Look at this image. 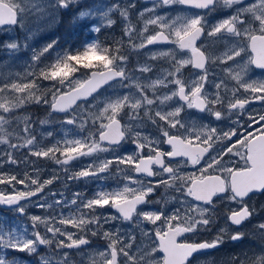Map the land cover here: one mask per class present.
<instances>
[{
    "label": "snow or ice",
    "instance_id": "obj_1",
    "mask_svg": "<svg viewBox=\"0 0 264 264\" xmlns=\"http://www.w3.org/2000/svg\"><path fill=\"white\" fill-rule=\"evenodd\" d=\"M79 3L0 0V33L19 30L27 37L0 42V48L27 49L34 17L55 20L60 11H71ZM135 6L136 0H123V6L117 0L107 10L99 6L79 10L75 18L99 14L102 26L110 28L115 21L109 13L117 11L130 25ZM177 8L187 14L173 19L161 11ZM217 14L219 18L210 22ZM138 16L144 20L142 33L149 25L158 30L132 43L133 36L142 33L126 27L130 47L125 51L122 40H116L115 47L89 42L76 51L57 52L54 64L26 74L33 77L28 83L0 85V206L20 215L27 214L29 205L47 212L29 215L31 231L0 221V264H31L16 253L35 256L39 264H77L76 256L81 257L79 264H202L200 256L223 245L225 238L242 240L247 233L240 226L264 214V203H255L257 197H264V112L249 108L257 101L264 105V79L247 78L253 67L264 71V0H151ZM92 30L99 33L101 25H93ZM201 37L210 44L223 43L226 51L214 55ZM57 44L53 40L38 51L33 49L35 63L30 67ZM164 44L175 47L149 50L146 59L139 60L140 50ZM133 55L137 61L130 66ZM94 58L98 62L93 63ZM163 58L167 67L154 65ZM221 65H227L222 71L234 81L231 88L214 70ZM189 69L193 70L190 79L185 75ZM81 70L82 78L69 79ZM38 80L53 83L37 95ZM26 102L46 105L49 116L63 114L58 123L62 130L72 126L71 137L65 131L62 139L45 145L43 141L53 138L54 132L40 133L33 127L37 121L17 114ZM189 109L229 124L218 129L190 123L182 115ZM49 123L39 120L41 125ZM148 126L152 132L145 131ZM129 142L133 150L119 152ZM103 153H111V158L100 160ZM85 157L97 159L71 169L73 161ZM40 159L60 166L65 190L69 181L120 175L125 183L91 197L83 192H73L70 198L64 191L45 192L61 177L54 171L42 180L41 169L35 167ZM5 165L23 170L9 171ZM189 166L195 170L188 171ZM160 188L164 191L153 199ZM141 205L156 207L138 211ZM104 209H114L115 214ZM221 215L225 223L215 235L201 238L212 232ZM253 227L264 238V219ZM97 236L106 246L88 251L90 238ZM41 246L47 249L43 254ZM228 264H264V247L251 256L231 257Z\"/></svg>",
    "mask_w": 264,
    "mask_h": 264
},
{
    "label": "flooded vegetation",
    "instance_id": "obj_2",
    "mask_svg": "<svg viewBox=\"0 0 264 264\" xmlns=\"http://www.w3.org/2000/svg\"><path fill=\"white\" fill-rule=\"evenodd\" d=\"M117 3V0H80V3L76 5L71 11L69 10H62L57 14V19H56V24H55V36L57 38L58 42H65L69 41L72 42L73 46L75 49L73 51H76L78 49H82L84 45H86L89 42L93 41H98L104 46H113L115 47V41L116 40H122V43L124 47L121 49V51H125L130 47L129 41L127 37L124 36V29L128 26H130L135 32L142 33V29L144 26V20L141 19L138 16V12L141 9H144L151 4V0H136V6L131 10L129 20H130V25L125 24L123 18L120 16L119 12L117 11H112L109 13V16L111 19L115 21V23L109 28V27H103L104 21L102 20L101 16L97 14L95 17H86L84 19H76V14L79 10L85 9V8H91L95 6H99L102 10H107L106 6L114 5ZM121 6H123V0H121ZM162 12H166L167 15L171 18H175L177 15H185L187 13L182 12L179 8L177 9H163L161 10ZM219 15L217 14L216 17H210V22L213 21L216 18H219ZM147 16V14H146ZM93 25H101V31L99 33H96L95 31L92 30ZM154 30H158L155 25H149L148 26V32L142 33V35H134L132 43H139L141 39L144 36L150 35L154 32ZM25 33L22 32L18 34L19 39L23 40L25 37ZM201 41L204 42V47L209 48L211 52L214 53L216 56H221L225 51V45L223 43H215V44H210L208 40L205 39V37H201ZM201 41H198L197 44L198 46L201 44ZM174 45L171 44H164V45H149L146 49L140 50V55H139V60L143 62L146 57L144 53H147L149 50L151 51H157V50H162V49H171L174 48ZM137 57L135 55L130 57L129 64L130 66H133L136 64ZM93 63L98 62L96 58L92 60ZM154 65L160 66V67H167L168 62L166 58L163 59H158L157 61L153 62ZM231 64V62H229ZM224 67H227V65H221L214 70L218 74L219 78H223L227 81L229 88H231L234 85V81L230 80L227 76L226 73H223L222 69ZM192 71L191 69L186 70L185 75L187 78H192ZM82 72H76L73 73L71 76L76 77L80 76L82 77ZM147 75L152 76L153 78L156 77L155 73H149ZM249 79H264V71H261L259 69H256L253 67L252 71L248 74ZM103 91V89L101 90ZM122 93L124 91H127V89H121L120 90ZM160 91H166L161 89ZM111 90H109L110 94ZM243 95V93L241 92ZM171 106V105H169ZM219 107V106H218ZM249 108L254 110L255 112H264V105H262L260 102H253L251 105H249ZM58 118L56 120H60L59 118H63V114L56 113ZM190 123L196 124V125H208L211 127H217L219 128H226L229 124L228 121L225 122H220V121H215L213 117L208 116L207 113H199L198 110L196 109H189L185 113H182ZM145 131L152 132L153 130L151 129L150 126H148ZM163 150L168 151L170 150V147L167 145H162L161 146ZM133 150L132 144L125 143L123 144L119 152L121 153H126V152H131ZM111 153H103L100 155L101 160L105 158H111ZM82 159V158H81ZM76 161H73L74 163ZM115 168V166H114ZM113 168V170H114ZM195 169L191 168V166L188 167V171H194ZM96 179H89V182L86 183V185H82L83 190L85 191L84 193L88 196L91 197L93 196L96 192L99 190H113L116 189L117 187H122L123 184L125 183L123 176H112L107 179H101V182L98 183L95 181ZM163 188H160L157 190L156 194L152 197L153 199L158 198L160 194L163 192ZM34 199V198H33ZM255 203L257 206L261 203H264V197H257L255 200ZM155 205H141L138 208V211L143 209V210H152L155 208ZM220 209H223L224 205H218ZM2 209H8L9 211H14L11 207L10 208H2ZM86 211V210H85ZM104 212L107 213H113L115 214L114 209H104ZM15 212V211H14ZM20 215V214H18ZM23 216V215H20ZM264 219V214L261 216L255 217L250 223H246L242 226H240L239 230L245 231L247 234L245 237L240 240V241H231L225 238V243L221 245L220 247L216 249H211L208 250L204 255L200 256V261L203 262L205 258L208 257H214L216 258L217 255L220 254H233L237 253L238 250L247 243V237L249 236V240L251 235H257L254 229V225L257 223L256 221ZM225 223V219L223 215H221L217 221V224L215 227H213L211 233H206L204 234L203 237L205 239H210L213 235H215L217 229L221 227ZM105 227H108L107 225ZM125 228H131V225L125 224L123 225ZM147 227H151L148 225ZM230 228L234 231L236 230V226H231ZM252 233V234H250ZM101 241L106 244V241H104L102 238H100ZM93 240H91L92 244ZM195 264V261H194Z\"/></svg>",
    "mask_w": 264,
    "mask_h": 264
},
{
    "label": "rangeland",
    "instance_id": "obj_3",
    "mask_svg": "<svg viewBox=\"0 0 264 264\" xmlns=\"http://www.w3.org/2000/svg\"><path fill=\"white\" fill-rule=\"evenodd\" d=\"M40 0H37V3H39ZM55 24L56 19L51 20L49 18H43V17H34L32 21H30L29 27L31 30H33V34L31 35V38L28 40L29 47L27 49H23L19 52H15L12 50H6L3 48H0V85H2L5 82H16V83H28L30 80L33 79V77L27 76L26 74L29 71H36L39 72L40 69L46 68V66L54 64L56 53L57 52H67V51H73L74 46L72 42L65 41V42H58L55 49H53L52 52L46 54L44 57H42L41 61L33 68L30 67L35 62L32 61V50H39L41 49L45 44L56 40L57 38L55 36ZM22 33V31L16 30L12 32H3L0 33V42L4 41H10L14 38H19L18 34ZM75 78H82L80 76L72 77L70 76L69 79H75ZM38 84H40V90L36 92L37 95L41 94L44 90H46L53 82L52 81H44V80H38ZM6 95H20L23 96L24 93H6ZM48 107L43 104H35V103H25L24 107L20 110H18V115H29L33 120L37 121L33 125V127L40 133L46 132V131H53L54 137L50 139H45L43 143L45 145H51L55 139H62L64 132H69V137L73 134L70 129H72V126H66L63 130L61 129V125L58 123L62 117L59 118L60 120H56L57 114L53 113L52 116L48 115ZM47 119L50 121L49 124L41 125L39 124V120ZM17 131L19 129H16ZM39 139V136H38ZM25 152L27 150H24ZM17 155H19L17 153ZM102 155V154H100ZM99 155V159L101 160V157ZM29 159H35L32 157H29ZM97 159V157H85L82 158L74 163L71 164L72 170H78L80 168L85 167L87 164H89L92 160ZM35 167H38L41 169L40 178L47 179L49 178L53 172L55 171L56 174H58L61 179L54 182L52 185H50L48 188L45 189V192L52 191L59 193L60 191H64L65 195L69 198L71 197L73 192H85L83 190V187L80 185H86L89 180H79V181H69L68 187L65 190L63 181H64V173L60 171V166L56 165L53 161L47 160V159H40L37 161ZM5 169L9 171H20L23 170V166H21L20 169L15 168L14 166L5 165ZM28 171H31V168L28 169ZM96 182L100 183L101 179H96ZM2 187V186H0ZM21 188L23 186H20ZM5 191H8V189H5ZM59 198V197H57ZM37 199V198H34ZM52 197H49V201H51ZM69 209L65 208L64 212L67 214ZM47 212L43 209L34 207L29 205L27 209V214L20 216L14 211H9L8 209H2L0 208V221H6L7 224L13 225L17 228V230H23L27 228L29 231H31V223L29 220V215H46ZM260 221V220H259ZM256 221V222H259ZM69 231L75 232L76 229L71 228V226H68ZM41 231H43L41 229ZM253 233H256L253 232ZM252 234V233H250ZM257 235H251L250 240L249 236L247 237V243L244 244L237 253H231V254H220L217 255L216 258L214 257H208L205 258L202 262V264H228L229 258L231 257H239L242 254H247L248 256H251L253 253H258L262 247H264V238H262L258 233ZM91 240H93L92 244L87 246L88 251H93L95 249H103L106 244H104L100 237H91ZM47 251V249L44 246H41L39 253L43 254ZM74 251V250H73ZM15 255L23 256L25 260L31 261V264H39L37 258L35 256H27L23 253H16ZM75 259L77 260V264H79V261L81 259L80 256H76ZM87 259V258H85Z\"/></svg>",
    "mask_w": 264,
    "mask_h": 264
},
{
    "label": "water",
    "instance_id": "obj_4",
    "mask_svg": "<svg viewBox=\"0 0 264 264\" xmlns=\"http://www.w3.org/2000/svg\"><path fill=\"white\" fill-rule=\"evenodd\" d=\"M2 207H9V206H2Z\"/></svg>",
    "mask_w": 264,
    "mask_h": 264
}]
</instances>
